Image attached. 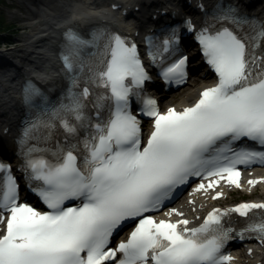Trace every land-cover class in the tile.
<instances>
[{"label": "snow or ice", "instance_id": "obj_1", "mask_svg": "<svg viewBox=\"0 0 264 264\" xmlns=\"http://www.w3.org/2000/svg\"><path fill=\"white\" fill-rule=\"evenodd\" d=\"M184 23L217 82L180 110L161 111L145 93L138 45L107 26L65 33L59 99L25 83L19 170L45 208L21 200L12 165L0 161V264H226L234 236L264 244V201L213 208L194 227L176 208L151 214L190 177L202 178L198 190L204 179L240 187V166L264 163V21L218 4L198 28ZM161 35L147 37L149 55L166 80L183 82L177 30ZM141 115L152 119L146 140ZM127 223L135 225L127 239L111 246Z\"/></svg>", "mask_w": 264, "mask_h": 264}, {"label": "bare ground", "instance_id": "obj_2", "mask_svg": "<svg viewBox=\"0 0 264 264\" xmlns=\"http://www.w3.org/2000/svg\"><path fill=\"white\" fill-rule=\"evenodd\" d=\"M128 1L129 0H113L112 2L126 4ZM40 2L42 3L41 6H37V11L33 12V10H31L30 16L24 18L27 20L32 19V21L30 20L25 26L26 28H30V30L22 33L21 45L6 47L0 51L1 55L6 57V52L19 53L28 48L29 50H34L36 57H38L37 66L39 69L36 76L43 81L49 79L51 82H54L59 86L62 82V75L57 68L59 64L53 55V47L58 46L60 41L56 37L55 29L66 23L86 29L95 22L102 20L113 21L119 24L121 18L112 10L93 6L88 0H40ZM45 2L54 5L56 4L58 9H54L50 6L48 9H45L47 6ZM70 11H73V15H71L72 18L69 20L67 17L70 14ZM206 84V82H201L198 86L196 85L190 88H187L186 86L182 93L184 95L180 98L177 104L180 106L190 104L197 96L198 91ZM13 96L15 97L10 100L5 94V91L0 90V108L11 113L13 109L12 105L17 100V95ZM262 173H264V169L259 171V174L262 175ZM258 188H260L259 191L261 193H264V184L259 185ZM225 192L231 193V191L228 190ZM195 198L197 199L195 205L199 207L203 205L204 208H209L212 205L217 204L216 201L211 200L206 196L196 195ZM191 207L192 206H189V208ZM249 245L254 246V251L250 254H245L244 252L240 262L236 264H250L251 262L264 260L262 247L258 248L254 244Z\"/></svg>", "mask_w": 264, "mask_h": 264}, {"label": "rangeland", "instance_id": "obj_3", "mask_svg": "<svg viewBox=\"0 0 264 264\" xmlns=\"http://www.w3.org/2000/svg\"><path fill=\"white\" fill-rule=\"evenodd\" d=\"M12 1L14 3L20 4L19 0H0V9L3 11V16L6 19V21L16 23V27L14 29V30H16V34L12 37L13 43L8 44V46H6V47L21 45L20 43L22 40L20 38L22 36V33L30 30V28H26L25 26H26V24H28L30 22V20L32 21V19H30V20L29 19L28 20L23 19L22 20L21 17H20L21 19L19 17H14L15 16L14 13L11 11V8H9V5ZM22 13L24 16L27 15V13L24 10H22ZM192 82H196L195 84H198L199 80L198 81H197V79L191 80V82H189V84L187 85V88L194 86V83H192ZM184 88L181 89L179 92L175 93V95L168 101V103L176 102L177 98L183 93Z\"/></svg>", "mask_w": 264, "mask_h": 264}, {"label": "trees", "instance_id": "obj_4", "mask_svg": "<svg viewBox=\"0 0 264 264\" xmlns=\"http://www.w3.org/2000/svg\"><path fill=\"white\" fill-rule=\"evenodd\" d=\"M13 30L14 29L11 28V25H5L4 20L0 18V32H2V34L0 35L1 42L4 38L11 37Z\"/></svg>", "mask_w": 264, "mask_h": 264}]
</instances>
